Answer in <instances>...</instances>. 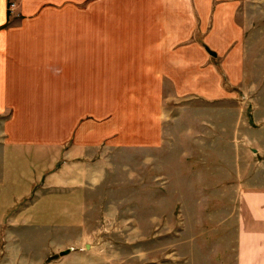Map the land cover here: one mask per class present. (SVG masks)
Returning a JSON list of instances; mask_svg holds the SVG:
<instances>
[{"label": "crops", "instance_id": "1", "mask_svg": "<svg viewBox=\"0 0 264 264\" xmlns=\"http://www.w3.org/2000/svg\"><path fill=\"white\" fill-rule=\"evenodd\" d=\"M244 4L0 0V230L8 216L4 251L12 264L31 263L24 234L30 221L62 234L44 261L59 257L45 264H122L96 263L81 248L88 247L92 191L108 153L128 135L142 145L140 131L107 121L96 129L84 108L111 103L117 88L150 89L155 105L244 95L252 111L234 146L247 160L235 190V260L264 264V78L258 83L249 72L254 50L248 55L247 43L259 36H246Z\"/></svg>", "mask_w": 264, "mask_h": 264}, {"label": "rangeland", "instance_id": "2", "mask_svg": "<svg viewBox=\"0 0 264 264\" xmlns=\"http://www.w3.org/2000/svg\"><path fill=\"white\" fill-rule=\"evenodd\" d=\"M244 2L246 36H259L247 43L248 55L254 50L249 72L261 83L264 0ZM95 91L102 100L103 90ZM151 98L150 89L117 88L111 90V103L84 106L93 113L96 129L110 122L111 128L142 133L141 146L128 135L108 153L102 183L92 191L96 200L87 216L84 256L96 263L236 264L235 190L247 160L238 158L234 146L243 140L251 117L249 101L241 93L219 103L175 98L169 104L165 98L155 105ZM7 219L0 230V264H12L4 251L10 241L4 236ZM24 230L30 264L59 257L44 261L56 252L62 234L32 221Z\"/></svg>", "mask_w": 264, "mask_h": 264}, {"label": "water", "instance_id": "3", "mask_svg": "<svg viewBox=\"0 0 264 264\" xmlns=\"http://www.w3.org/2000/svg\"><path fill=\"white\" fill-rule=\"evenodd\" d=\"M60 255L62 256V255H64V253H61Z\"/></svg>", "mask_w": 264, "mask_h": 264}]
</instances>
